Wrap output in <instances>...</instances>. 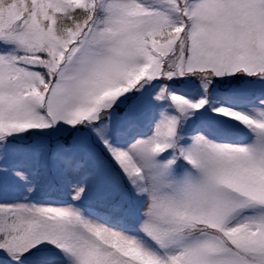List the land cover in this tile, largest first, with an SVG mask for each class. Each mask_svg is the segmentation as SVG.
Wrapping results in <instances>:
<instances>
[{"label": "snow or ice", "instance_id": "snow-or-ice-1", "mask_svg": "<svg viewBox=\"0 0 264 264\" xmlns=\"http://www.w3.org/2000/svg\"><path fill=\"white\" fill-rule=\"evenodd\" d=\"M0 264H264V0H0Z\"/></svg>", "mask_w": 264, "mask_h": 264}]
</instances>
